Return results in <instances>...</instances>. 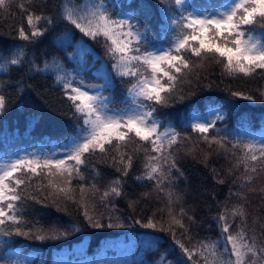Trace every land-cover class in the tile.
I'll use <instances>...</instances> for the list:
<instances>
[{
	"label": "trees",
	"instance_id": "16d2710c",
	"mask_svg": "<svg viewBox=\"0 0 264 264\" xmlns=\"http://www.w3.org/2000/svg\"><path fill=\"white\" fill-rule=\"evenodd\" d=\"M132 2L133 0H13L7 10H0V58L10 59L13 54L19 55L23 51L21 65L10 66L7 73L0 72V94L6 98V108L0 113V157H9L57 140L64 141L75 133L77 121L69 107L71 102L64 95L62 86L57 84V76H62L65 72L80 73L86 83L102 86L105 80L95 73L107 62V72L113 85L103 90V95L109 97V105L115 108L122 109L129 104L124 100L129 98V81L132 78L117 76L112 71V61L104 54L102 43L84 37L62 17L66 5L83 7L88 3H97L107 5L110 11L132 12L134 9L128 7ZM135 2L138 3L139 0ZM148 2L156 4V0ZM224 2L225 0H188V4L192 6L189 11L198 9L210 12ZM21 4L26 5L29 11L42 14L52 21L51 24L41 22V27L46 29L45 34L33 42L18 38L21 25L28 34L31 32L27 25V13L22 11ZM159 19L160 17H156L145 24L137 16V20L149 28L150 43L155 47L167 48L169 39L162 31ZM257 29L254 35L259 34L258 26ZM73 54L74 58H70ZM192 60L195 62L194 66L177 85L172 106L156 105L157 111L154 114L162 125H171L182 135H191L193 138L175 153L180 171L173 169L171 177V191L174 193L172 214L182 220L185 228L171 225L167 181L164 190L158 192L154 188L155 181L137 179L144 173L143 153L138 154L127 176H121L111 166L110 158L101 162L100 155L97 154L85 166H81L85 180L72 182L76 188L75 202L63 196H48L52 192L47 187L48 179L37 178L39 182L34 181L32 194L44 200V203L28 199L21 205L20 215L25 221V231L29 228L33 231L43 229L46 235H51L54 231L67 232V235L43 241L0 235V264L8 262L2 259L7 250H16L26 256L28 259L23 264H59L55 257L62 248L79 245L85 240L86 250L91 256L98 253L97 247V250L115 251V247L103 242L107 238H122L126 243V234L133 231H143L145 234L159 232L162 240L154 244L155 249L146 251L151 262L165 253L166 258L178 254V261L184 264V254L176 244V239L189 250L198 248L202 241H218L221 227L217 218L226 208L232 233L246 226L248 236L255 235L259 241L264 242V171L261 170L264 169V163L253 165L250 162L249 167L255 166L257 172L245 173L244 165L238 163L240 150L237 149L236 156H233L231 144L227 145V152L223 149L212 151L200 140L199 148L193 150L198 134L192 133L190 127H185V122L190 124L193 116L205 114L210 108L217 107L224 118L216 122V127L220 130V135L227 134L232 143L242 140L236 135L240 131L264 130V71L257 70L251 77L243 74L233 77L227 75L223 66L214 60H199L196 57H192ZM57 62L62 66V71H57ZM232 92H242L254 99L233 96ZM181 94L185 99L179 98ZM33 117L38 118V122ZM133 147L130 145L122 151L136 155ZM210 151L211 156L205 160ZM246 175L252 177L250 183L244 180ZM117 178L122 181L124 194L121 197L112 195L102 199L103 193ZM221 179L224 183H218ZM81 184L86 189L84 199H81L79 192ZM40 185L44 186L43 189ZM239 206H243L246 213L243 224L239 216H231V209ZM181 209L185 213L183 216L180 215ZM85 210L104 227H92L85 219ZM149 218L157 221V228L161 226V222L164 228L171 225L176 233L175 240L170 232L144 228L135 223L136 220L146 223ZM108 223L123 226L108 228ZM161 242L163 244L160 246ZM193 258L197 262L202 261L199 255H194ZM130 259L133 264V257Z\"/></svg>",
	"mask_w": 264,
	"mask_h": 264
},
{
	"label": "snow or ice",
	"instance_id": "6c2138e0",
	"mask_svg": "<svg viewBox=\"0 0 264 264\" xmlns=\"http://www.w3.org/2000/svg\"><path fill=\"white\" fill-rule=\"evenodd\" d=\"M12 2L13 0H0V10H7ZM20 7L27 13V25L31 32L28 34L21 25L18 38L33 42L37 37L44 36L46 29L41 27V22L51 24V19L29 11L24 4ZM128 7L134 11H110L107 5L97 3H88L83 7L64 6L62 18L84 37L102 43L105 56L112 61V71L121 78H132L128 88L131 106L124 109L109 107V97L103 95V90L113 85L107 72V62L95 73L105 80L104 85L99 88L86 83L80 73L65 72L62 76L58 75L57 84L62 86L64 95L71 102L69 107L77 121L76 131L65 143L59 145L63 150L62 155L53 153L41 157L26 154L0 162V235L21 236L39 241L66 236L67 232L55 231L46 235L43 229L33 231L29 228L25 231V221L20 215L21 205L28 199L44 203V200L32 194L34 181L39 182L37 178L48 179L47 187L52 189L48 196H63L75 202L76 188L72 182L85 180L81 166H85L88 160L97 154L100 155L101 162L110 158L111 166L121 176H127L138 154L143 153L144 173L137 179L155 181L154 188L158 192L164 190L167 181L171 225L185 228L182 220L172 214L174 193L171 191V177L173 169L180 171L175 153L193 138L191 135H182L175 127L164 126L155 119L156 105L172 106V97L177 92V85L194 66L192 57L214 60L223 66L227 75L233 77L240 74L251 77L257 70L264 71V0H225L210 12L189 11L192 6L188 4V0H156L155 5L148 0H139L138 3L133 0ZM137 16H140L145 24L160 17L158 23L169 39V46L156 48L152 45L149 28L142 25ZM257 26L260 31L258 35H254L258 31ZM68 42L70 43V40ZM22 56L21 50L19 55L13 54L10 59L0 58V72L7 73L10 66L21 65ZM70 58H74V54ZM55 67L57 71H62L58 62ZM231 94L246 100L254 99L242 92ZM179 98L183 100L185 96L181 94ZM5 108L6 98L0 94V113ZM212 112V119L193 116L190 124L185 122L186 128L190 127L192 133L198 134L193 150L199 148L200 140L212 151L223 149L227 152V145L231 144L233 156H236L237 149L240 150L238 163L244 165L245 173H256L257 168H250L249 163H264V140H237L232 143L227 134L220 135V130L216 127V122L222 120L223 115L217 109ZM33 119L38 122V118ZM130 145L134 146L136 155L122 151ZM212 151L205 156V160L211 156ZM244 180L250 183L252 177L246 175ZM218 183H224V180H218ZM60 184L64 186L61 187ZM40 187L43 189L44 186ZM92 187L95 188V185ZM79 192L81 199H84L86 189L83 184L79 186ZM123 194L122 181L117 178L103 193L102 199L112 195L121 197ZM147 195L146 193L145 196ZM227 213L226 208L217 218L221 227L223 251L218 247L220 241H202L198 248L189 250L176 240L181 252L190 261L194 255H199L204 264H264V242L259 241L255 235L248 236L246 226L232 233ZM184 214L181 209L180 215ZM84 216L92 227H104L99 220H94L87 210L84 211ZM231 216H239L243 224L246 220L243 206L233 207ZM135 223L144 228L170 232L175 240L176 233L171 225L164 228L161 222V226L157 228L154 218H149L146 223L141 220H136ZM122 226L107 224L108 228ZM158 240L159 238H153L146 243L152 246ZM165 259L162 255L157 264H163ZM6 264L20 262L10 261Z\"/></svg>",
	"mask_w": 264,
	"mask_h": 264
},
{
	"label": "rangeland",
	"instance_id": "374dc122",
	"mask_svg": "<svg viewBox=\"0 0 264 264\" xmlns=\"http://www.w3.org/2000/svg\"><path fill=\"white\" fill-rule=\"evenodd\" d=\"M198 10V9H194ZM201 11V10H199ZM212 11V10H211ZM156 48H166L165 46H158ZM90 85L97 86L93 83H88ZM128 99L130 101H128ZM125 99L124 102H128L129 104L124 107L127 108L131 106V99L128 98ZM110 108L113 109H121V108H115L111 105H109ZM122 108V109H124ZM213 109L219 110L217 107H212L209 109L208 112L202 115H195V116H203L207 117L208 119L214 118V113L212 112ZM220 112V110H219ZM192 122V120H191ZM264 127V126H262ZM242 138L243 141H253V142H259L261 140H264V130L258 129L256 131H247V132H239V134H236ZM67 141L64 140H57L51 143H48V145L39 146L38 148L34 147L31 148V150H23L19 153H14L13 155L9 157H0V162L12 160L15 159L18 156H24L26 154L28 155H39L41 157L52 155L53 153H56L57 155H62V149L59 147V145L65 143ZM159 232H150L148 234H145L143 231H133V233L129 232L126 234V243H124V240L122 238L120 239H113L107 238L103 243H107V246L115 247V251L111 250L108 251L107 249H101L97 250V254H94L91 256V253H89L86 250V240L80 243L79 245L74 244L70 247H64L60 250V253L58 256L55 257L57 260V263L59 264H131V256L134 259L133 264H157L158 261H160V257L163 255L166 257V254L163 253L159 255L158 257L154 258L151 262L148 258V255L146 253L147 249H155V246H148L147 241L151 240L153 238H159V240H162L161 236L158 234ZM133 234V237H132ZM220 241L219 243V250L223 251V242L221 241V236L218 238ZM177 240V239H176ZM213 242V241H211ZM217 242V241H215ZM163 244L162 242L160 243ZM230 248V246H229ZM95 251V253H96ZM175 256L177 258H175ZM175 256L167 257L163 264H181L180 260L178 261V254ZM181 258V257H180ZM227 258V257H225ZM0 259H1V253H0ZM3 260L5 261H17L20 262V264H23L28 258L24 255L19 254L16 250H7L5 254L3 255ZM211 259V258H209ZM184 261V264H204V260L197 262L194 258L190 261L188 258L184 255V258L182 259ZM55 262V260H53ZM125 261V262H123ZM183 264V263H182Z\"/></svg>",
	"mask_w": 264,
	"mask_h": 264
}]
</instances>
